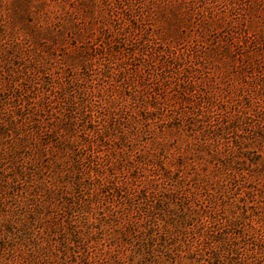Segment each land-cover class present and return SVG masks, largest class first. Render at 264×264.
<instances>
[{
  "label": "rangeland",
  "instance_id": "374dc122",
  "mask_svg": "<svg viewBox=\"0 0 264 264\" xmlns=\"http://www.w3.org/2000/svg\"><path fill=\"white\" fill-rule=\"evenodd\" d=\"M0 153V264H113L172 194L264 264V0H0Z\"/></svg>",
  "mask_w": 264,
  "mask_h": 264
},
{
  "label": "trees",
  "instance_id": "16d2710c",
  "mask_svg": "<svg viewBox=\"0 0 264 264\" xmlns=\"http://www.w3.org/2000/svg\"><path fill=\"white\" fill-rule=\"evenodd\" d=\"M17 142L22 145L24 140L20 139ZM7 154L16 165V156H19L17 151H9ZM6 155L0 153V161L4 160ZM15 170L20 172L17 166ZM80 180L81 178L75 182H78L79 186ZM141 198L145 199L146 195ZM231 211L232 217L229 224L239 226L245 218L244 215H237L234 209ZM16 216L18 215L9 218V221L2 226L8 233L13 231L12 229L19 221ZM209 219L208 213L187 205L183 200L178 201L176 195H168L166 199H159L151 205L143 214L142 221L128 222L119 229L120 235L114 237L113 241L120 240L126 253L118 258L119 252H113L110 259H114L113 264H226L227 261L231 262L229 257L224 258L221 255L217 247L210 245L214 242L222 243L223 239L205 231ZM104 220L99 219L98 224L94 223L92 227L99 228V225L104 224ZM27 226L26 224L21 226V229L25 230L24 233L29 229ZM89 228L88 225L87 229ZM81 232L86 233L84 227ZM72 240L76 242V237ZM205 242L211 251L205 246ZM2 248L4 244L0 245V251L3 250ZM236 251L232 249V253Z\"/></svg>",
  "mask_w": 264,
  "mask_h": 264
}]
</instances>
